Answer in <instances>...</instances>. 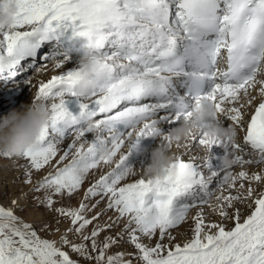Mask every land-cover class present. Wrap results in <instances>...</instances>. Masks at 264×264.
Returning a JSON list of instances; mask_svg holds the SVG:
<instances>
[{
    "label": "snow or ice",
    "instance_id": "snow-or-ice-1",
    "mask_svg": "<svg viewBox=\"0 0 264 264\" xmlns=\"http://www.w3.org/2000/svg\"><path fill=\"white\" fill-rule=\"evenodd\" d=\"M12 2L18 8L12 30H0V77H16L22 62L35 57L42 41L69 31L71 37L86 42L83 53L100 60L93 87L84 94L73 87L78 69L52 75L36 86L33 100L50 102V118L38 142L16 155L30 162L25 174L48 165L67 135L74 134L68 148L75 147L66 165L56 166L33 186L35 191L50 190L42 203L52 208L53 197L63 199L67 194L70 199L90 170L102 163L100 151L111 149V159L103 163H114V167L84 195L107 196V207L118 217L106 228L112 229L120 218H126L122 231L143 264H264V0ZM106 42L113 51L101 56L99 50ZM55 68L60 69V63ZM205 88L209 90L204 92ZM66 94L78 99L75 115L66 107ZM198 99L213 103L219 118L215 123L224 118L230 121L227 129L233 131L234 141L209 140L201 130L175 145L183 151L173 155L164 177L122 183L134 173L126 162L139 139L162 135V123L177 126ZM250 107L254 108L251 113ZM89 124L95 125V133ZM118 126L130 130L122 132ZM133 128L139 129L135 139H125ZM89 133L94 134L91 142L86 138ZM76 141H80L78 147ZM126 144V153L115 160ZM197 146H207L206 155L193 154ZM214 146L224 151L215 164ZM69 154L65 150L57 165ZM225 158L232 161L229 167L222 164ZM233 166L241 170L230 171ZM214 179L221 189L215 197L220 221L208 220L199 207L213 196L210 186ZM12 203L20 207L17 201ZM86 207L81 203L75 209L60 207L56 211L71 219L73 227L67 231L90 241L91 251L87 244L74 243L63 234L58 247L55 241L41 238L12 209L0 206V264H79L63 250L65 245L97 264H132L124 253L105 257L106 250L119 244L116 237H106L98 249L99 225L90 235L83 234L104 211L88 219L83 215ZM194 207L198 211L193 217L192 238L173 245L172 230L187 222V213ZM229 222L233 224L230 228Z\"/></svg>",
    "mask_w": 264,
    "mask_h": 264
},
{
    "label": "bare ground",
    "instance_id": "bare-ground-1",
    "mask_svg": "<svg viewBox=\"0 0 264 264\" xmlns=\"http://www.w3.org/2000/svg\"><path fill=\"white\" fill-rule=\"evenodd\" d=\"M0 2H3V0H0ZM21 30H24V29H21ZM0 39H2V35H0ZM85 43L86 42L82 38L71 37L70 31L69 32H65L63 35H51L47 40L42 41L40 44L42 45V47H43L42 49H44L45 53L54 52V55L52 57L53 58V62L54 63H60V69H56L55 65L53 67H50V66H47V67L44 66L43 67V66L39 65V63H38L39 59L35 55V57H33L31 59H27V60L23 61L22 67H20L21 68V70H20L21 72L18 71L17 76L14 77L15 79L13 81H8V80H10L9 77H0V91L1 90H7V91H11V92L16 93V92H18L19 87H21V86H24V89H27V90H29L30 86H32L33 89L30 92V96H27L26 98L22 99V105L30 103L31 100L34 99L35 92L37 91V87L36 86L40 82H46L52 75L59 74L60 72L66 73L67 71L78 69V61L81 58V56L83 55V49H84ZM108 46L109 45L106 42L105 43V47H103V48H101L99 50V54L102 55V56L106 55V54H110L108 52L106 53V50H107ZM38 49H39V47H38ZM222 66H223V64H222ZM22 70H27L28 73H26V72H24ZM29 74L33 78H32V81H31V79L29 80V82H31V83L27 84V82L25 80H26V78L28 77ZM208 90L209 89L205 88L204 92H207ZM256 94L259 95L258 89L256 91ZM75 99H77V97ZM65 101H66V107L68 106L67 109L69 111H72L71 113H73L75 115V114H77L79 112L78 100L77 101L75 100L76 101L75 104H72V100H70V99H65ZM143 102L148 103V102H153V101H143ZM74 105H76V106H74ZM71 109H73V110H71ZM253 111H254V108L250 107L249 108V113H251ZM247 118L250 119V115ZM229 123H230V121H228L226 118L221 119L220 122H219V124L221 126H223L224 128H227ZM162 125L164 127V124L162 123L160 125V132H163L162 131V129H163ZM168 125L169 126L166 129H164L165 133H168L172 129L171 128L172 125H170V124H168ZM118 127L120 128L121 131L124 132V130H125L124 126H118ZM105 135H107V134L105 133ZM241 135H243V134H241ZM154 139H155V135L154 136L140 138L136 149L134 150L133 153H131L128 156V159H127L126 163H131L130 160L134 156L136 158L141 157V155L143 154V150L142 149L148 144V142H150L149 145H151L152 143H155L156 145H158V142L161 139V136H159V138L156 139V140H154ZM89 141L91 142L93 140L90 139ZM161 143H162V141H161ZM78 146L79 145H77V147ZM85 147H87V145H85ZM126 151H127V144L125 145V148L122 149V152L120 154L126 153ZM182 151H183L182 149L178 150L175 147V145H174L172 147L171 153L173 155H176V154H179ZM211 151L214 154V156L216 158H218V159L224 154L223 149L220 148V147H217V146H214ZM74 152H75V149H74ZM196 153H199V155L203 156V155H206V150L197 146L193 154H196ZM183 158L186 160L187 156H184ZM118 159H119V156L115 160H118ZM139 162H141L140 168H137L139 164H137L136 168L134 166L135 170H139V171H134V173L131 176H129L123 182H125V183H128V181L129 182H134L136 179L144 177L143 173H142V170L149 163V155H148V153H144L142 155L141 159H139ZM217 162H215V160L213 161L214 164L217 163ZM8 167L3 168L2 170H0V171H2V172H0V179H3L2 182H6L7 183V186L9 187L10 194H8V200H6L4 202H1L0 206L4 207L5 209H13L14 208L13 206H15L16 208L14 210V214L16 216L20 217L24 222L30 223V221H33V220H30L29 218L23 219L20 214L21 213H28L27 211L29 209L31 210V213L33 214V213L37 212L38 210H41V209L45 208L46 206H45L44 203H42V200H41V202H30L29 206L24 205L25 202H21L19 200V202H17V203H18V205H20V207H17L16 205H13L12 201L13 200L16 201V199L18 200V196L17 195H13V193H12V190H13L12 188L13 187H12L11 179H12L13 176L11 174L9 175V173H7L8 176L2 177V174L7 171ZM245 167H247V166H245ZM253 167H254V169L256 171L260 170L259 166H253ZM134 168H132V169H134ZM239 170H241V169L238 166L236 171H239ZM102 174H103V171H101V175ZM217 182H219L218 179H217ZM0 185H3V184L0 182ZM210 189H212V185L210 186ZM215 190H218L217 191V192H219L218 195L221 194V189L219 187L217 189H215ZM234 190L235 189L232 190L233 194H235ZM223 194L227 195L228 192L224 191ZM215 197L211 198L208 201L207 204L200 205L199 207L203 208L204 214L206 215L208 220L220 221L221 217L219 216L218 211H217V201H216ZM106 199H107V196H104L103 198H101V196H98V201L100 203V206L96 210L91 211L90 214L91 213L95 214L96 211H98V209L102 207V205H101L102 202H106ZM60 207L70 208V205L67 202H55L53 204L52 208H50V211L47 213V215H45L42 218L41 221L34 222L35 221V218H34V221L32 222V225L34 226V228L35 229L37 228L39 230L38 235L41 238L48 239V240H51V241H55L58 247L61 246V242H60V245H59V242H58L59 235L55 232L54 234L47 236L46 235V230H48L49 232H54V230H55L54 227L51 228V224L49 222L50 219H52L54 222H56L61 227H65L66 226V224H67L66 223V219H64L62 217V215L59 212L56 211V209L60 208ZM241 207H243V206L241 205ZM111 211H113V210H111ZM197 211H198V208H196V207L191 208V210L187 213V216H186V221L187 222L186 223L182 222V226L180 228L172 230V235L175 236V239L172 240V244L173 245H175L177 243L182 245L184 242H186L187 240H190L192 238L191 229L194 227L193 217L196 215ZM229 211L231 212V209H229ZM113 212H116V211L114 210ZM101 214H100L101 217L98 216L95 220H92V223L89 224L83 230V234L90 235V233L93 230V228L96 227V225H99L100 228L102 229L100 231L99 236L96 238L97 247L99 249L102 246L103 242L105 241L106 237H108V236H112L113 237L117 230H118L117 233H120V231H121L125 235H122L120 233V237H116V238L120 240V243L127 241L126 245L124 246V249H125L124 259L125 260H131L132 264H143V262L139 259L138 250L130 242L127 233L122 231V229H121V228L124 227L126 218L119 219V225L114 227V228H112L113 231H114V234H113V232H110L111 229L106 228L105 225L115 221L117 219L118 215L117 214L113 215V213H111V212H104V211ZM36 216H37V214H36ZM93 216H91V217H93ZM85 217L86 218H90L87 215H85ZM44 224L47 225L46 228H42V225H44ZM232 226H233V224L231 222H229L228 227L230 228ZM215 231H216V229H212L213 233ZM75 238L76 239H80V238H82V236H81V234H77V236H75ZM90 243H91L90 241H86L85 242V244L88 245V251H91ZM146 243H148V241ZM154 243H155V240H154ZM63 250L68 252L69 250L71 251V248L69 246L65 245V246H63ZM69 253H72L71 258L74 256V254H78V257H81V255L79 253L72 252V251L69 252ZM116 253H118L117 245L113 244L108 250H106L105 257H107L108 255L116 254ZM129 254H131V255H129ZM92 255L95 256L96 253H92ZM90 261H91L92 264H97L95 259H90Z\"/></svg>",
    "mask_w": 264,
    "mask_h": 264
},
{
    "label": "clouds",
    "instance_id": "clouds-1",
    "mask_svg": "<svg viewBox=\"0 0 264 264\" xmlns=\"http://www.w3.org/2000/svg\"><path fill=\"white\" fill-rule=\"evenodd\" d=\"M17 11V5L12 0L0 2V30H12L11 26ZM99 62V57L87 51L79 59V74L73 82V87L79 94H84L93 87ZM49 118L50 102L44 98L31 100L30 103L10 110L6 115L0 117V154L19 155L25 148L35 145L42 130L48 124ZM216 120H218V116L212 102L207 99L193 101L190 114L168 133L160 135L162 143L152 150L150 161L142 170L143 176L152 180L164 177L167 169L173 163V154L170 151L172 147L184 143L186 139L201 130L206 133L209 140L227 138L234 141L233 131L215 123ZM88 127L93 133L97 131L93 124H89ZM138 131V128L131 129L125 139H135ZM205 150H207V146H205ZM99 159L101 162L111 159V149H102ZM231 163L230 159L222 160L225 167H229ZM130 171L139 170L131 168Z\"/></svg>",
    "mask_w": 264,
    "mask_h": 264
},
{
    "label": "rangeland",
    "instance_id": "rangeland-1",
    "mask_svg": "<svg viewBox=\"0 0 264 264\" xmlns=\"http://www.w3.org/2000/svg\"><path fill=\"white\" fill-rule=\"evenodd\" d=\"M42 48L43 47L40 44L39 49L37 48V50H36V56L39 59V62H38L39 65H41L43 67L44 66L45 67H47V66L53 67L55 65V63L53 62V58H52L54 55V52L45 53L44 49H42ZM112 50L113 49L110 46H108L106 53L107 52L111 53ZM19 70H21V68ZM22 71L28 73L27 70H22ZM32 78L33 77H31V75L29 74L25 80L27 82V84L31 83V82L29 83V80L31 79V81H32ZM14 79L15 78H10V80H8V81H13ZM32 89H33L32 86H30L29 90L24 89V86H21V87H19V90L16 93L11 92V91H7V90H1L0 91V117L6 115L10 110L20 108V106L22 105V99L26 98L27 96H30V92L32 91ZM75 98H76L75 96H71V95H66V97H65V99L72 100V104H75L76 101L78 100ZM74 106H76V105H74ZM71 110H73V109H71ZM70 112H72V111H70ZM98 118H102V116L98 117ZM163 124H164V127L162 125V127H163L162 131L163 132H161V133H165L164 129H166L169 126L168 123H163ZM175 126L176 125H172L171 128H173ZM129 130H130L129 128H125L124 132H127ZM93 136H94V134L89 133V134H87L86 138L88 140H90V139L93 140L94 139ZM159 136L160 135H155L154 140L158 139ZM73 139H74V134L67 135L65 137V139L57 146L59 149L57 156L55 158H53L48 165L44 166L43 169H41L39 171L32 170L31 172H28L27 175L25 173H26V170L30 167V162L26 158H22V157H19L16 155H13L11 157H4L2 154H0V170L9 166L7 168V171L2 174V177L8 176L7 173H9V175L11 174L13 176L11 179L12 187H13L12 193H13V195L18 196V200L16 199L17 202H19V200H20L21 202H25L24 205L29 206L30 202H41V200H43L45 192H48L50 190L42 189L41 191H35L33 189V186L36 185L37 182L40 181L45 175H47L49 173H53L55 171L56 166L62 167L63 165H66L72 159L71 154L74 153L75 147L69 149L68 144L70 142H72ZM149 143L150 142H148V144L142 150H143V154L148 153L149 161H150V154H151L153 149L157 148L161 144V139L159 140L158 145H156L155 143H152L151 145H149ZM79 144H80V141H76V146ZM123 148H125V146ZM122 149H121V152H122ZM65 150L69 151V153H70L69 157H67V159H65L62 164L57 165V161L59 160L60 155H63ZM133 152H134V150H133ZM120 153H118L117 157L120 155ZM142 155H141V157H142ZM141 157H138V158H136L135 156L132 157V159L130 160L131 163H127V166H129L131 168H134V166H135V168H136L137 164H139L137 168H140L141 162H139V159H141ZM218 160L219 159L217 158V160H215V162H217ZM21 166H23V167H21ZM113 167H114V163L113 164H104L102 162L95 169L90 170L89 174L84 179L81 187L78 190H76L74 194H72L70 199L68 198L67 194H65V197L63 199H60L59 197H53L54 201L55 202H67L70 205V208H72V209H75L81 203H84L85 205H87V207L85 208L83 215L89 216L90 218H88V219H91L92 218L91 216H93V215L96 216V213L101 212L100 209H104V212H111V213H113V215H115V214L118 215V213L113 212L114 211L113 209L109 210V208L107 207L108 198L106 199V202H102L101 205H102V207L104 206L103 208L102 207L99 208L95 214L94 213L90 214L91 211L96 210L100 206V203H99L95 209H92V205L96 204V202L98 201V196H101V195H97L96 197H88V198H86L84 195L86 190L90 186H92V184H94L95 181L98 180V178L101 176V171H103L102 175H106L109 171L112 170ZM237 167L238 166H233V168L230 169V171L236 172ZM135 168H134V170H135ZM0 172H2V171H0ZM223 175H224V173L221 172L220 177L222 178ZM25 180H29V182L25 183ZM2 181H3V179H0V182L3 184V185H0V203L8 200V194H10L9 187L7 186V183L2 182ZM122 183H125V182H122ZM218 184H219V182H217V179H214V182L212 184V189H211L213 191V196L211 198L218 195V193H219V192H217L218 190H215L218 188V186H217ZM234 191H236V190H234ZM13 207H12L13 208L12 210L14 211L16 207L15 206H13ZM111 210H113V211H111ZM49 211H50V208L45 207V208L38 210L37 212L32 214L31 210L29 209L27 211L28 213H21L20 215L23 219L29 218L30 220L34 221V218H35L34 222H38V221H41L42 218L45 215H47V213ZM36 214H37V216H36ZM101 215H99V217H101ZM62 217L64 219H66V223H67L66 226L61 227L56 222H54L52 219H50L49 222L51 224V228L54 227L55 230H54V232H49L48 230H46V235L49 236V235H52L56 232L59 235V237H58L59 245H60V237L62 234L66 235L67 239H69L70 241H72L74 243H85L86 241H83L82 238H80V239L75 238V236H77L78 233H76L75 231H71V232L67 231L69 228L73 227L71 225V219L68 217H65V216H62ZM120 219H122V218H120ZM33 221H30V223L32 224ZM181 226H182V223L180 225H178L175 229H178ZM121 229H123V228H121ZM35 230H37V233H39V230L37 228ZM110 232H113V234H114L113 229H111ZM117 232H118V230L116 231V233L113 237H117ZM120 233L122 235H125L121 231H120ZM146 242H147V240L144 241V243H146ZM126 243H127V241L122 242V243L119 242V244H116L118 253H125L124 246L126 245ZM152 243L154 244V240L152 241ZM69 252H71V251L69 250L68 253ZM69 255L71 257L72 253H69ZM72 259L78 261L79 264H92L90 259H85L83 256L78 257V254H74Z\"/></svg>",
    "mask_w": 264,
    "mask_h": 264
}]
</instances>
